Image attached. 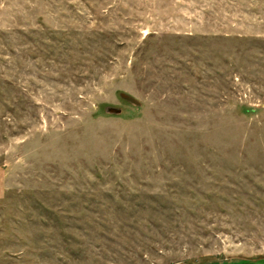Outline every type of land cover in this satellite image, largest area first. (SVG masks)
I'll use <instances>...</instances> for the list:
<instances>
[{
	"label": "rangeland",
	"instance_id": "rangeland-1",
	"mask_svg": "<svg viewBox=\"0 0 264 264\" xmlns=\"http://www.w3.org/2000/svg\"><path fill=\"white\" fill-rule=\"evenodd\" d=\"M0 264H264V0H0Z\"/></svg>",
	"mask_w": 264,
	"mask_h": 264
},
{
	"label": "water",
	"instance_id": "water-1",
	"mask_svg": "<svg viewBox=\"0 0 264 264\" xmlns=\"http://www.w3.org/2000/svg\"><path fill=\"white\" fill-rule=\"evenodd\" d=\"M120 97H121V99H123L124 101H126L132 105L140 106V103L137 100H135L133 97H131L127 94H121ZM107 112L108 113H114V114H120L121 113L120 110L115 109V108H108Z\"/></svg>",
	"mask_w": 264,
	"mask_h": 264
}]
</instances>
